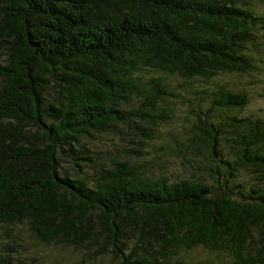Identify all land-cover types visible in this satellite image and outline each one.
Wrapping results in <instances>:
<instances>
[{
	"label": "trees",
	"instance_id": "1",
	"mask_svg": "<svg viewBox=\"0 0 264 264\" xmlns=\"http://www.w3.org/2000/svg\"><path fill=\"white\" fill-rule=\"evenodd\" d=\"M262 30L264 0H0V264H37L3 253L21 226L114 264H188L196 247L204 264H264V111L208 87L259 72ZM166 131L203 158L192 176L140 158Z\"/></svg>",
	"mask_w": 264,
	"mask_h": 264
},
{
	"label": "rangeland",
	"instance_id": "2",
	"mask_svg": "<svg viewBox=\"0 0 264 264\" xmlns=\"http://www.w3.org/2000/svg\"><path fill=\"white\" fill-rule=\"evenodd\" d=\"M261 10L263 11L262 7ZM260 40H264V30L260 31ZM249 47L248 54L251 55L249 58L252 59L253 66L256 67V70H259L255 76H251V73H248L247 76L220 74L216 78V81L210 83L208 87L220 84L223 87H230L235 91L244 92L248 96L249 102L241 113L258 114L261 111H264V48L258 44H253V46ZM4 56L5 53L3 52L0 55V61H3ZM176 83V79L171 80L172 85H175ZM189 99H193L192 94L187 95L183 103ZM183 103L178 105V107L176 105V118L183 125L189 126L193 123V119L189 115V108H186L188 103ZM129 109L131 110L130 106ZM168 133L169 131H166L164 134V138L167 140V143L154 145L149 142L150 144L148 145V148H145V154L141 151L143 155L140 158L152 160L154 162L151 172L155 177H165L167 179L174 180L175 178L173 175L181 177L192 176L197 169L188 165V161L189 163L195 164L199 167L203 162V158H197V164L189 155L185 158L186 160L178 157L174 153V149L177 150V148L174 147V143L169 138ZM103 140L104 139H101V141ZM138 156L139 155L136 154L137 158ZM205 158L211 162L207 155ZM160 166H164V170L162 172L160 171ZM247 177L248 174L242 172L238 178L240 180L239 182L242 183ZM1 232L4 237L5 231L1 230ZM16 232L18 234V238L14 241H10L6 238L8 243H6L3 253L12 254L22 260L35 259L37 264H52L54 259L62 260V264H114L110 257L106 259L86 258L83 250H70L69 247H65L63 249V247L60 248L54 244L46 245L32 236L26 226L16 228ZM11 247L14 250H11ZM181 257L188 264H204L212 257L214 258V255L207 253L206 249L203 247H196L187 254L182 253ZM227 263L229 264V261H226L224 264Z\"/></svg>",
	"mask_w": 264,
	"mask_h": 264
},
{
	"label": "bare ground",
	"instance_id": "3",
	"mask_svg": "<svg viewBox=\"0 0 264 264\" xmlns=\"http://www.w3.org/2000/svg\"><path fill=\"white\" fill-rule=\"evenodd\" d=\"M163 83L165 85L167 84L165 81H159V82H152V83L148 82L146 85L149 86V87L151 86L152 89L157 90V89H160V88L163 89ZM134 101L135 100H130V101H128V103H134ZM196 101L200 103L202 101V96H200V99L199 100H196ZM218 153H219V151H218ZM220 155L223 157L222 154H220Z\"/></svg>",
	"mask_w": 264,
	"mask_h": 264
}]
</instances>
